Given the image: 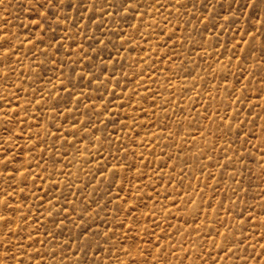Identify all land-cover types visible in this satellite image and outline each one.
<instances>
[{
  "label": "rangeland",
  "instance_id": "1",
  "mask_svg": "<svg viewBox=\"0 0 264 264\" xmlns=\"http://www.w3.org/2000/svg\"><path fill=\"white\" fill-rule=\"evenodd\" d=\"M39 5L0 0V264H264V0Z\"/></svg>",
  "mask_w": 264,
  "mask_h": 264
},
{
  "label": "snow or ice",
  "instance_id": "2",
  "mask_svg": "<svg viewBox=\"0 0 264 264\" xmlns=\"http://www.w3.org/2000/svg\"><path fill=\"white\" fill-rule=\"evenodd\" d=\"M29 3L37 5V6H40L39 5V0H29ZM45 4H51V0H45ZM41 11H43V7L42 6H41Z\"/></svg>",
  "mask_w": 264,
  "mask_h": 264
}]
</instances>
